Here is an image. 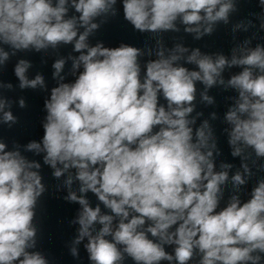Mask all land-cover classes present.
<instances>
[{
	"label": "clouds",
	"instance_id": "1",
	"mask_svg": "<svg viewBox=\"0 0 264 264\" xmlns=\"http://www.w3.org/2000/svg\"><path fill=\"white\" fill-rule=\"evenodd\" d=\"M120 3L124 20L136 32L153 34L155 48L89 43L101 25L118 16V0H0V71L20 51L72 45L78 54L53 63L57 84L44 101L42 140L24 146L26 152L43 153L56 179L67 174L64 199L81 206L71 221L79 225L71 255L78 257L76 246L86 240L92 264L128 259L134 264H264V178L247 200L241 196L242 186L264 172V45L250 46L254 33L231 49L230 59L180 43L165 48L160 34L178 33L181 25L197 40L220 22L228 25L238 0ZM259 6L264 32V0ZM254 27L251 20L235 23L233 38ZM153 54L156 58L142 69L140 58ZM67 60L72 82L61 74ZM31 67L26 59L15 64L19 88L47 90L43 75L29 79ZM232 68L240 71L225 80L223 73ZM197 82L204 86L200 97L207 105L214 104L208 95L214 86L236 93L227 97L232 104L224 115L231 155L241 158L242 171L231 178L232 164L222 162L216 170L220 152L209 121L196 127L203 113L191 116ZM12 88L0 81V89ZM12 103L0 91V124L9 128L19 122ZM18 104L26 107L23 98ZM211 118H217L215 112ZM20 149L14 143L8 150L0 138V264H50L33 250L38 236L33 221L46 191L41 164ZM229 179L231 195L221 208ZM74 182L81 195L72 190ZM89 192L99 201L95 207Z\"/></svg>",
	"mask_w": 264,
	"mask_h": 264
}]
</instances>
